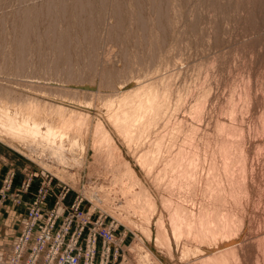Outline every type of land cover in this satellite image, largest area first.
<instances>
[{"label": "rangeland", "instance_id": "374dc122", "mask_svg": "<svg viewBox=\"0 0 264 264\" xmlns=\"http://www.w3.org/2000/svg\"><path fill=\"white\" fill-rule=\"evenodd\" d=\"M28 1L26 3L22 0L19 4L20 0H0V33L1 29L4 31L1 33L4 38L0 34L2 48L0 51L2 55L4 54L1 55V59L8 57L7 59L11 62L6 63L12 65L17 49L15 46L18 44V38L21 39L20 34L18 37L15 32L14 34L8 32L10 37L13 35L11 38L4 36L7 29L3 30L2 27L9 26L8 19L12 10L18 7L30 9L45 4L51 5L49 6L51 8L54 7L50 10V14L54 16L47 14V17L41 19V26L37 24L32 32L31 43L27 49L28 57L31 59L26 66L29 70L24 68L21 73L16 69L15 72L12 67L7 70L2 65L4 63L0 62V88L11 90L10 97L13 96V99L21 100L20 102L27 101L26 99L29 98L28 100L45 101L52 106L55 104L73 108L85 114L86 117L82 115L81 120L86 124L83 122L81 125L83 129L80 126L86 132L80 130L81 133H85L83 135L85 150L81 160L76 157L74 159L76 161L71 159L72 161L65 163L59 158L54 159L48 151L39 153L38 149L26 150L0 136V219L3 212L10 207L18 208L22 212V218L16 229L9 231L3 226L0 229V264H15L13 261L16 262L18 256L15 245L18 242L24 246L23 255L20 258L28 261L18 264H31L36 241L43 245L42 254L48 260L53 257L63 261L73 260L77 264H198L199 262L201 264H264V0H128V2L119 0L118 6L115 5L117 0L116 2L114 0L89 2L88 0L82 3L83 8L81 3L80 5L77 3L76 7L74 6L75 9L77 8L76 12L72 9L74 0H61L60 3L57 0L54 2L53 0ZM63 1L67 4L65 9H62L64 6H59L63 5ZM87 3L91 4L90 7ZM22 4L27 5L22 7L24 6ZM149 6L152 8L150 9ZM111 7H115L114 11H123L116 14L112 12ZM88 9L91 10L88 11ZM58 11L59 13L62 11L63 14L61 12L58 16ZM74 14H77L78 19L80 18L79 21L83 20L82 23L77 21V17H72L75 16ZM102 14L104 17L100 18L98 15L102 16ZM119 15L122 16L119 17ZM156 15L160 17L156 19ZM2 17L4 20H1ZM137 17L140 19L138 20ZM52 21L56 23L54 30L49 28V26L52 27ZM61 22L69 29H64ZM163 22H167L168 25ZM114 25L120 26L115 28ZM45 26H47L46 33ZM162 29H164L163 32H161ZM68 30L72 33H67ZM106 30H108V36ZM43 31L46 35H42ZM48 31L49 35H55L45 38ZM61 32H66L67 36L66 33H62L61 36ZM73 32L79 35L76 36L77 34ZM36 33L40 34L41 38L43 36L44 40L38 34L37 37L40 40L35 37ZM83 34L86 36L85 40L82 36L80 37ZM93 34L95 38L92 37ZM46 40L49 43L52 40L58 41L55 42L56 46L63 44L61 46L63 48L58 52L59 57L53 56L55 51L53 52L52 48L56 46L51 42V47ZM3 41L5 44L2 43ZM65 41L66 45L62 43ZM67 42L71 46L74 42L75 47L72 49ZM32 44L39 46L36 47L38 52ZM91 44L97 47L92 48ZM44 48L45 51H43ZM91 49L96 50H92L93 53L95 52L92 53L95 60L92 62L95 67L90 62L93 58ZM33 51L36 53L34 54ZM79 51L84 55L83 58ZM122 52L123 54H120ZM49 55H51L50 58ZM68 58L73 62L69 61L70 65H67ZM52 59L57 63L52 62ZM86 59L89 60L87 67ZM111 60L114 61L112 64ZM82 61H84V70ZM45 65L48 66V70H44ZM65 65H67L66 68ZM52 66H56L58 70L53 67V71ZM68 66L74 72L70 71ZM90 66L92 69L88 68ZM33 69H37L35 73ZM60 69L63 70V74ZM66 69L73 74H69V77L68 73L65 75ZM53 78L56 80H51ZM65 78L68 80H64ZM137 86L142 91L147 90L145 87L148 86L151 91L155 88L157 90L161 88L159 92L168 90L165 92L169 94L168 108L162 111L163 114L159 113L163 116L162 118L159 114L158 118L157 115L151 116L152 120L147 119L150 115L146 118L143 116L142 120L147 121H143L145 125L142 123L144 129L136 126L135 129H139L127 133L129 136L126 134L125 138L123 137L125 133L121 129L124 128V122L118 121L120 123L118 124L115 121V108L120 97L123 98L122 96L126 95V91L129 90L131 93L130 90H134L137 96V93H140ZM156 89L154 91H157ZM106 94L109 95L106 96ZM127 95L131 94L127 93ZM129 98L127 101H130ZM98 121L107 129L111 137V141L108 140L115 147L111 150L112 144L104 140L112 147H107V143L106 147H104L105 144L104 146L100 144L103 147L98 148L99 153L98 151L92 153V128ZM84 127H86L85 130ZM139 130L141 134H138ZM135 135H138L136 139ZM104 150L110 153V158L113 157L111 151L113 155L115 153V157L112 159H108L109 156L104 157ZM114 150H117L119 154ZM144 151L148 152V156L144 155ZM156 152L157 155H154ZM141 153L143 156H139ZM152 156L153 158L156 156V160ZM141 158L144 161L140 160ZM146 159H150L152 164L149 161L150 165L145 164ZM126 161L129 163L131 168L129 173L132 176L123 169L126 174L120 171L121 162L124 165ZM143 162L144 166L141 165ZM118 164L119 167H117ZM124 166L126 169V163ZM120 172L125 176L122 173L120 176ZM128 185L130 186L127 187ZM136 192L139 194L142 192L140 197L145 196L146 193L149 197V200L144 203H147L144 210L142 208L144 204L143 206L139 204L141 208L138 207V203L142 202L139 194L134 199L130 195H135ZM136 198L139 202L135 200ZM165 201L167 205H170L169 208L163 206L166 204ZM176 206H180L177 208L186 214L181 215L178 209L177 212ZM169 214L173 216L170 217ZM178 214H180L179 218L176 217ZM189 219L193 222L188 221ZM5 222L9 223L10 220L6 219ZM190 222L191 225H189ZM198 223H201V226ZM170 227L173 230L179 228L180 231L172 233L173 230ZM25 237H28L27 241ZM162 237L167 238L165 240L168 241ZM185 248L188 250L186 251ZM206 258L209 259L206 260Z\"/></svg>", "mask_w": 264, "mask_h": 264}, {"label": "bare ground", "instance_id": "6f19581e", "mask_svg": "<svg viewBox=\"0 0 264 264\" xmlns=\"http://www.w3.org/2000/svg\"><path fill=\"white\" fill-rule=\"evenodd\" d=\"M17 1H19V0H17ZM21 1L22 0H20V2H19V4H21ZM27 0H23V2H26ZM59 3H60V1L61 0H57ZM70 1V0H69ZM72 1V0H71ZM75 2H73V4L74 5H72V9H75L74 8V6L76 7V4L77 3H79V5H80V3L82 4V3H85V2H87L88 0H74ZM91 0H89V2H90ZM95 1V0H94ZM93 1V2H94ZM100 1V0H99ZM105 1V0H104ZM115 1V0H114ZM122 1H124V0H122ZM133 1V0H132ZM151 1V0H150ZM159 1V0H158ZM160 1H162V0H160ZM11 2V1H10ZM28 2H30V0L28 1ZM50 2V1H49ZM48 2V3H49ZM53 2H54V0H53ZM64 3H62L63 5H59L60 7H63L64 6V8H62V9H65V1H63ZM67 2V1H66ZM116 2V1H115ZM115 2H113V3H115ZM118 2H119V0H117V3H115V5L117 4V6H118ZM127 2H128V0H127ZM135 2V1H134ZM137 2V1H136ZM142 2V1H141ZM149 2V1H148ZM16 3V2H15ZM18 3V2H17ZM27 3V2H26ZM92 3V2H91ZM98 3H100V2H98ZM123 3V2H122ZM125 3H126V1H125ZM138 3V2H137ZM157 3V2H156ZM9 4V3H8ZM18 4V5H19ZM49 4H51V3H49ZM102 4H104V2L102 3ZM119 4H121V3H119ZM135 4V3H134ZM134 4H133V6H134ZM148 4V3H147ZM17 5V4H16ZM22 5H24V4H22ZM25 5H27V4H25ZM25 5L24 6H22V7H25ZM67 5V4H66ZM83 5V4H82ZM87 5L90 7V5L87 3ZM92 5H93V3H92ZM111 5H112V3H111ZM124 5V4H123ZM125 5H127V4H125ZM130 5V4H129ZM136 5V4H135ZM143 6H145L144 4H142ZM152 7H153V5L152 4H150ZM154 5H156V4H154ZM168 5V4H167ZM20 6V5H19ZM30 6V5H29ZM33 6V5H32ZM49 6H51V5H49ZM48 5H41V6H37V7H34V8H30V9H19L20 7H18V8H15L14 10H12V12H11V16L9 17V23H8V25L9 26H7V28H5L6 26H4V27H2L3 28V30L4 29H7V33H6V35H4V36H7V37H10V35L8 34V32H10L11 34H12V32H13V34H14V32H15V34H18V37H19V34H20V36H21V39L20 38H18V44H17V46H15V47H17V49H16V51H15V53H14V61L12 62V65L11 64H9V63H11V62H9V60L7 59V58H4V59H1L2 57H1V51H0V62L2 63H4V64H2V65H4L5 66V69L7 68V70L9 69V67H12V69L14 68V70L16 69L17 70V72L18 71H20V73H21V70L22 69H24V68H26V66L30 63L28 60H31V59H29V57H28V54H29V52L27 53V49H28V47H29V45H30V43H31V39H32V32H33V30H34V28L36 29V25L37 24H40V22H41V19L42 18H44V17H47V14L49 15L50 14V10H52L53 8H51V7H49ZM54 6V5H53ZM58 6V7H59ZM106 6V5H105ZM116 6V8L118 9V7ZM120 6V5H119ZM137 6V5H136ZM135 6V7H136ZM151 6H149L150 7V9L152 8ZM161 6H162V4H161ZM164 6H166V5H164ZM79 8H80V6H78ZM84 7V5L82 6V8ZM89 7H87V8H89ZM96 7H98V6H96ZM102 7V6H101ZM137 7H140L139 5L137 6ZM159 7H160V5H159ZM158 7V8H159ZM51 8V9H50ZM57 8V7H56ZM120 8V7H119ZM129 8V7H128ZM155 8V7H154ZM168 8H169V5H168ZM167 8V9H168ZM7 9H9V8H7ZM61 9V8H60ZM70 9H71V7H70ZM77 9V8H76ZM74 10L75 12L77 11V10ZM81 9V8H80ZM85 9V8H84ZM111 9H112V12L115 10V7L114 8H112L111 7ZM121 9V8H120ZM123 9V8H122ZM121 9V10H122ZM126 9V8H125ZM132 9V8H131ZM135 9H138V8H135ZM134 9V10H135ZM144 9V8H143ZM142 9V10H143ZM157 9V8H156ZM161 9V8H160ZM166 9V10H167ZM86 10V9H85ZM91 9H88V11H90ZM93 10V9H92ZM99 10V9H98ZM129 10H130V8H129ZM158 10V9H157ZM156 10V11H157ZM165 10V9H164ZM165 10V11H166ZM62 11H65V10H62ZM61 11V12H62ZM71 11V10H70ZM68 12L69 14L71 13V12ZM73 11V12H74ZM105 11V10H104ZM119 11L120 10H118V11H114L116 14L117 13H119ZM123 11V10H122ZM122 11H120V12H122ZM136 11V10H135ZM150 11H152V10H150ZM149 11V12H150ZM161 11V10H160ZM169 11V10H168ZM60 12V13H61ZM78 12H80V10L78 11ZM94 12V11H93ZM130 12V11H129ZM55 13H56V10H55ZM60 13H59V11H58V16L60 15ZM84 13V12H83ZM90 13V12H89ZM98 13V12H97ZM136 13V12H135ZM144 13H145V11H144ZM148 13V12H147ZM155 13V12H154ZM156 13H158V12H156ZM163 13H165V12H163ZM167 13V12H166ZM172 13V12H171ZM61 14H63V12L61 13ZM68 14V15H69ZM85 14V13H84ZM84 14H83V16H84ZM90 14H92V13H90ZM90 14H87V15H90ZM115 14V15H116ZM121 14V13H120ZM126 14V13H125ZM129 14H131V13H129ZM132 14H134V13H132ZM131 14V15H132ZM139 14V13H138ZM138 14H136V15H138ZM146 14V13H145ZM159 14V13H158ZM46 15V16H45ZM51 16H54L52 13L50 14ZM56 15V14H55ZM71 15V14H70ZM69 15V16H70ZM75 15V14H74ZM79 15V14H78ZM81 15V14H80ZM86 15V14H85ZM104 14H102V16H100V15H98L100 18L101 17H104L103 16ZM139 15H141V14H139ZM152 16H153V14H151ZM155 15V14H154ZM3 16V15H2ZM50 16V17H51ZM112 16V15H111ZM120 16H122V15H119V17ZM128 16V15H127ZM165 16H167V15H165ZM72 17H77V14L75 15V16H72ZM136 17V16H135ZM151 17V16H150ZM157 17H158V15H156V19H157ZM160 17V16H159ZM158 17V18H159ZM0 18H1V16H0ZM52 18V17H51ZM61 18V17H60ZM60 18H59V20H60ZM70 18V17H69ZM88 18V17H87ZM118 18V17H117ZM129 18V17H128ZM127 18V19H128ZM141 18H142V16H141ZM148 18V17H147ZM153 18V17H152ZM163 18H164V15H163ZM168 18V17H167ZM50 19V18H49ZM48 19V20H49ZM54 19H56V18H54ZM77 19H78V17H77ZM77 19H75V20H77ZM80 19V18H79ZM79 19L77 20V21H79ZM82 19H84V17H82ZM89 19V18H88ZM121 19V18H120ZM120 19H118V21L120 20ZM137 19H138V17H137ZM139 19H140V17H139ZM138 19V20H139ZM161 19V18H160ZM169 19V18H168ZM174 19V18H173ZM1 20H4V18L2 17V19ZM43 20V19H42ZM47 20V19H46ZM51 20V19H50ZM73 20V19H72ZM85 20V19H84ZM87 20V19H86ZM113 20V19H112ZM121 20H125L124 18L123 19H121ZM138 20H137V22H138ZM152 20V19H151ZM159 20V19H158ZM157 20V21H158ZM165 20V19H164ZM170 20V19H169ZM172 20V19H171ZM82 21L83 20H81V21H79L80 23H82ZM92 21H93V19H92ZM100 21H101V19H100ZM107 21V20H106ZM129 21V20H128ZM127 21V22H128ZM131 21V20H130ZM141 21H143L142 19H141ZM141 21H140V23H141ZM160 21V20H159ZM158 21V22H159ZM166 21V20H165ZM168 21V20H167ZM175 21V20H174ZM45 22V21H44ZM53 22V21H52ZM58 22V18H57V20H56V23ZM76 22V21H75ZM78 22V23H79ZM116 22H117V20H116ZM144 22V21H143ZM147 22V21H146ZM172 22V21H171ZM176 22H177V20H176ZM42 23V22H41ZM50 23V22H49ZM56 23L55 22H53L51 25H52V27H50L49 26V24L47 25L46 23V25L47 26H49V28H51V30L53 29H56ZM62 23V22H61ZM72 23V22H71ZM89 23V22H88ZM91 23V22H90ZM121 23V22H120ZM120 23H118V24H120ZM145 23V22H144ZM143 23V24H144ZM149 23H150V21H149ZM155 23V22H154ZM153 23V24H154ZM163 23H166L167 25H168V23L167 22H163ZM175 23V22H174ZM2 24V23H1ZM3 24H4V22H3ZM10 24L12 25V26H10ZM55 24V25H54ZM113 24H115V23H113ZM138 24H139V22H138ZM173 24V23H172ZM64 24L62 23V26H63ZM69 25V24H68ZM79 25H81V24H79ZM79 25H76V26H78V27H80ZM88 25H90V24H88ZM95 25V24H94ZM145 25V24H144ZM151 25V24H150ZM156 25H157V22H156ZM158 25H159V23H158ZM176 25V24H175ZM41 26V24L39 25V27ZM47 26H45V28H44V30L47 28ZM61 26V25H60ZM61 26V27H62ZM82 26V25H81ZM101 26V25H100ZM106 26V25H105ZM108 26V25H107ZM118 26H120V25H117L116 27L118 28ZM135 26V25H134ZM161 26H163V25H161ZM172 26H174V25H172ZM38 27V26H37ZM38 27V28H39ZM58 27H59V23H58ZM70 27H71V25H70ZM110 27V26H109ZM113 26H111L110 28H112ZM114 27H115V25H114ZM115 27V28H116ZM137 27V26H136ZM140 27V26H139ZM152 27V26H151ZM150 27V28H151ZM154 27V26H153ZM157 27V26H156ZM14 28V29H13ZM38 28H37V30H36V32L38 31ZM69 29V27H66L65 25H64V29ZM72 28V27H71ZM82 28H84V27H82ZM109 28V29H110ZM129 28V27H128ZM64 29H62V30H64ZM66 29V30H67ZM78 29V28H77ZM89 29V28H88ZM93 29V28H92ZM92 29H89V30H92ZM98 29V28H97ZM139 29V28H138ZM138 29H137V31H138ZM168 29H169V27H168ZM172 29V28H171ZM59 30H61V28L59 29ZM58 30V31H59ZM72 30V29H71ZM74 30H76L75 28H74ZM73 30V31H74ZM79 30V29H78ZM84 30V29H83ZM82 30V31H83ZM87 30V29H86ZM113 30V29H112ZM133 30V29H132ZM153 30V29H152ZM158 30V29H157ZM163 30L164 29H162V31L161 32H163ZM41 31V30H40ZM57 31V30H56ZM56 31H54L55 33H57ZM82 31H78L79 33H83ZM94 31V30H93ZM107 31V36H108V30H106ZM124 31H125V29H124ZM142 32L144 31V30H141ZM159 31V32H160ZM166 31V30H165ZM2 32H4V31H2V29H1V33ZM6 32V31H5ZM47 31L45 30V33H46ZM53 32V31H52ZM51 32V33H52ZM72 33V31H70V30H68V32L67 33ZM77 32V31H76ZM85 32V31H84ZM123 32V31H122ZM142 32H140V33H142ZM152 32V31H151ZM167 32V31H166ZM171 32V31H170ZM170 32H169V34H170ZM0 33V34H1ZM41 33V32H40ZM44 33V31H43V34L42 35H46ZM49 31H48V34H47V37L45 36V38H48V36H49V38H50V36H53V35H55V34H51V35H49ZM62 33L63 32H61V36H62ZM66 33V32H65ZM65 33H63V34H65ZM67 33H66V36H67ZM74 34H75V32H73ZM95 33H97L96 31H95ZM99 33H102V32H99ZM110 33V32H109ZM115 33V32H114ZM113 33V34H114ZM153 33V32H152ZM172 33V32H171ZM37 34L38 33H36L34 36L35 37H37ZM58 34H60V31H59V33ZM77 34V33H76ZM75 34V35H76ZM128 34V33H127ZM130 34V33H129ZM144 34V33H143ZM151 34V33H150ZM40 34H38V36H39ZM68 35H70V34H68ZM75 35H74V37H75ZM79 34H77L76 36H78ZM87 35V34H86ZM91 35V34H90ZM97 35H99V34H97ZM142 35V34H141ZM1 36H2V34H1ZM0 36V37H1ZM13 36V35H12ZM11 36V37H12ZM59 36V35H58ZM83 37V39L85 40L86 39V36L83 34V35H80V37ZM85 36V37H84ZM89 36V35H88ZM100 36V35H99ZM105 36V35H104ZM156 36V35H155ZM165 36V35H164ZM3 37V36H2ZM10 37V38H11ZM40 38H41V36H39ZM69 37V36H68ZM92 37H94L95 38V36H94V34L92 35ZM109 37H111V35L109 36ZM118 37V36H117ZM122 37V36H121ZM141 37V36H140ZM145 37V36H144ZM157 37V36H156ZM169 37V36H168ZM4 38V37H3ZM38 38V37H37ZM37 38H35L36 39V41H39ZM44 37L42 36V38L41 39H43ZM54 38V37H53ZM65 38V37H64ZM113 37H111L110 39H112ZM155 38V37H154ZM5 39H6V37H5ZM13 39V38H12ZM78 39V38H77ZM82 39V38H81ZM130 39V38H129ZM133 39H134V37H133ZM157 39V38H156ZM16 40V39H15ZM14 40V41H15ZM44 40V39H43ZM49 40H51V39H49ZM58 40H60V39H58ZM84 40H83V42H84ZM88 40V39H87ZM114 40V39H113ZM116 40V39H115ZM124 40H126V39H124ZM140 40V39H139ZM151 40V39H150ZM160 40H162V39H160ZM61 41H63V40H61ZM99 41V40H98ZM122 41V40H121ZM156 41H158V40H156ZM35 42V41H34ZM34 42H33V44H34ZM44 42V41H43ZM46 42L47 43H49L47 40H46ZM52 42V44L53 45H55L56 46V44L57 43H55V42H58V41H51ZM50 42V43H51ZM55 44H54V43ZM82 42V43H83ZM111 42V41H110ZM151 42H152V40H151ZM2 43H4V41L2 42ZM12 43V42H11ZM46 43V44H47ZM49 43V44H50ZM60 43V42H59ZM62 43H65V45H66V41L65 42H62ZM70 43H72V42H70ZM74 43V42H73ZM73 43H72V46H71V44H68V42H67V44L69 45V46H71V48L72 47H75L74 45H73ZM80 43V42H79ZM87 43V42H86ZM119 43V42H118ZM117 43V44H118ZM127 43V42H126ZM133 43V42H132ZM135 43V42H134ZM5 44V43H4ZM3 44V45H4ZM32 44V46H34V49H35V51H37V49H36V47H39L37 44H36V46L35 45H33ZM52 44H50V46L52 45ZM95 44H96V42H95ZM112 44V43H111ZM2 45V46H3ZM42 45H43V43H42ZM41 45V46H42ZM63 44H61V46H62ZM67 45V46H68ZM78 45V44H77ZM80 46H81V44H79ZM87 45V44H86ZM92 46V48H94L93 46H95V45H93V44H91ZM124 45V44H123ZM135 45V44H134ZM156 45V44H155ZM165 46L167 45V44H164ZM45 48H46V45L44 44L43 45ZM47 46H48V44H47ZM60 46V45H59ZM59 46H56L55 48H52V50H53V52L55 51V53L57 54H53V56H57V57H59V49L61 50L63 47H61L60 46V48H59ZM79 46V47H80ZM88 46V45H87ZM87 46H86V48H87ZM131 46H132V44H131ZM151 46V45H150ZM160 46V45H159ZM158 46V47H159ZM52 47V46H51ZM90 47V48H91ZM95 47H97V46H95ZM126 47V46H125ZM133 47V46H132ZM144 47V46H143ZM155 47V46H154ZM157 47V48H158ZM0 48H1V46H0ZM6 48V47H5ZM41 48V47H40ZM45 48H44V50L43 51H45ZM69 48V47H68ZM67 48V50H69ZM150 48V47H149ZM152 48V47H151ZM2 49V48H1ZM3 49H4V47H3ZM47 49V48H46ZM57 49V50H56ZM73 49V48H72ZM98 49V48H97ZM110 49H111V47H110ZM126 49V48H125ZM140 49V48H139ZM160 49H161V47H160ZM48 50V49H47ZM52 50L51 51H49L50 52V54L52 53ZM71 50V49H70ZM79 50V49H78ZM81 50V49H80ZM82 50H84V49H82ZM92 50H95V49H91V51ZM137 50H138V48H137ZM141 50V49H140ZM139 50V51H140ZM144 50V49H143ZM146 50V49H145ZM144 50V51H145ZM153 50H155V49H153ZM31 51V50H30ZM35 51H33V53L35 52ZM74 51H75V49L73 50V53H74ZM76 51H77V48H76ZM90 51V50H89ZM90 51V52H91ZM96 51V50H95ZM117 51V50H116ZM124 51V50H123ZM149 51V50H148ZM160 51H162V50H160ZM159 51V52H160ZM4 52H5V49H4ZM38 52V51H37ZM80 52V51H79ZM79 52H77V53H79ZM106 52V51H105ZM113 52V51H112ZM125 52V51H124ZM8 53V52H7ZM36 53V52H35ZM34 53V54H35ZM40 53V52H39ZM60 53H61V51H60ZM69 53H70V51H69ZM76 53V52H75ZM81 53V52H80ZM84 53V52H83ZM93 51L91 52V56L95 53H93ZM99 53V52H98ZM115 53V52H114ZM135 53V52H134ZM158 53V52H157ZM161 53V52H160ZM163 53V52H162ZM46 54V53H45ZM67 55H68V51H67V53H66ZM72 54V53H71ZM110 54V53H109ZM120 54H123V52L122 53H120ZM130 54V53H129ZM133 54V53H132ZM136 54V53H135ZM151 54L153 55V53L151 52ZM4 55V54H3ZM2 55V56H3ZM42 55H44V54H42ZM64 55H65V52H64ZM74 55H76V54H74ZM81 55H82V53H81ZM113 55V54H112ZM115 55V54H114ZM117 55V54H116ZM115 55V56H116ZM125 55H127L126 53H125ZM134 55V54H133ZM145 55V54H144ZM148 55V54H147ZM150 55V54H149ZM35 56V55H34ZM36 56H37V54H36ZM38 56H39V54H38ZM45 56V55H44ZM47 56V55H46ZM50 56L51 55H49V58H50ZM52 56V57H53ZM60 56H61V54H60ZM89 55L87 54V57H88ZM131 56V55H130ZM135 56H137V55H135ZM139 56H140V54H139ZM151 56V55H150ZM156 57H157V55H155ZM163 56V55H162ZM51 57V58H52ZM56 57V58H57ZM72 57V59H74L73 58V56H71ZM75 57V56H74ZM79 57H81L80 56V54H79ZM84 57V55H82V58ZM93 57V56H92ZM114 57V56H113ZM145 57H146V55H145ZM166 57V56H165ZM9 58H10V56H9ZM38 58V57H37ZM36 58V59H37ZM40 58H41V55H40ZM49 58L47 57V59L49 60ZM70 58V57H69ZM69 58H68V62L70 61V62H72L71 61V59L69 60ZM111 58V57H110ZM133 58V57H132ZM140 58V57H139ZM142 58V57H141ZM152 58H153V56H152ZM151 58V59H152ZM45 59V58H44ZM78 60H80L81 58H77ZM76 59V60H77ZM88 59V58H87ZM85 60L86 62V67L87 66H89L88 65V61L89 60H91L90 58H89V60ZM122 59H125V58H122ZM127 59H129V58H127ZM148 59V58H147ZM155 59V58H154ZM157 59H158V57H157ZM81 60H83V59H81ZM94 60V57L92 58V60L90 61V62H92ZM103 60V59H102ZM110 60V59H109ZM133 60V59H132ZM139 60V59H138ZM137 60V61H138ZM142 60V59H141ZM149 60V59H148ZM148 60H146L147 62H148ZM12 61V60H11ZM42 61H43V59H42ZM52 62H55V63H57L56 62V60H54V59H52L51 60ZM50 61V62H51ZM58 61V60H57ZM95 61V60H94ZM128 61V60H127ZM136 61V62H137ZM153 61V60H152ZM167 61V60H166ZM6 62H9V63H6ZM38 62H39V59H38ZM47 62V61H46ZM49 62V61H48ZM49 62V63H50ZM59 62H60V60H59ZM69 62V64H67V65H70L71 63ZM90 62H89V64H90ZM97 62V61H96ZM112 62H114L113 60H111V64H112ZM129 62V61H128ZM133 62H135V61H133ZM132 62V63H133ZM73 63V62H72ZM83 63H84V61H82V68H83ZM103 63V62H102ZM151 63V62H150ZM149 63V64H150ZM153 63V62H152ZM156 63V62H155ZM66 64V63H65ZM92 64H93V62H92ZM110 64V63H109ZM110 64V65H111ZM114 64V63H113ZM136 64V63H135ZM1 65V64H0ZM50 65V64H49ZM54 65V64H53ZM56 65V64H55ZM64 64H62V66H63ZM67 65H65V68H66V66ZM74 65V64H73ZM76 65V64H75ZM78 65V64H77ZM94 65V64H93ZM129 65V64H128ZM130 65H132V64H130ZM134 65V64H133ZM142 65V64H141ZM147 65V64H146ZM156 65V64H155ZM3 66V67H4ZM39 66V65H38ZM41 66V65H40ZM72 66V65H71ZM92 66V65H91ZM88 67L89 69L91 68L92 69V67ZM121 66H122V64H121ZM144 66V65H143ZM158 66V65H157ZM34 67V66H33ZM32 67V68H33ZM45 67H46V65H45ZM48 67V66H47ZM47 67L46 68H44V70L45 69H47ZM53 67H56V66H52L51 68H53ZM69 68H70V71L72 70V72H74L73 71V69H71V67L70 66H68ZM81 67V66H80ZM94 67H95V65H94ZM109 67V66H108ZM114 67V66H113ZM112 67V68H113ZM126 67V66H125ZM128 67V66H127ZM126 67V68H127ZM147 67H148V65H147ZM1 68V67H0ZM28 68V67H27ZM25 69V70H29V69ZM40 68V67H39ZM50 68V69H51ZM59 68V67H58ZM64 68V67H63ZM62 68V69H63ZM72 68H73V66H72ZM75 68V67H74ZM110 68V67H109ZM120 68V67H119ZM123 68V67H122ZM132 68V67H131ZM131 68H129V69H131ZM154 68V67H153ZM164 68V67H163ZM166 68V67H165ZM56 69H57V67H56ZM62 69H60L61 70V74H63L64 72H63V70ZM87 69V68H86ZM88 69V70H89ZM108 69V68H107ZM121 69V68H120ZM125 69V68H124ZM11 70V69H10ZM14 70H13V72H14ZM16 70H15V72H16ZM33 70H35V69H33ZM37 70V69H36ZM36 70L34 71V73L36 72ZM48 70V69H47ZM58 70V69H57ZM57 70H55V72L57 71ZM59 70V71H60ZM67 70V69H66ZM65 70V71H66ZM77 70V69H76ZM83 70H84V68H83ZM94 70V69H93ZM103 70V69H102ZM112 70V69H111ZM117 70H119V69H117ZM1 71V70H0ZM3 71V70H2ZM5 71V70H4ZM51 71H52V69H51ZM50 71V72H51ZM53 71H54V68H53ZM58 71V72H59ZM69 71V69L67 70V72H65V75L67 74V76L69 75V74H71V73H69L68 72ZM109 71H110V69H109ZM122 71H124V70H122ZM156 71V70H155ZM43 72V71H42ZM48 72V71H47ZM77 72V71H76ZM79 72V71H78ZM90 72V71H89ZM94 72V71H93ZM104 72V71H103ZM119 72H120V70H119ZM126 72V71H125ZM2 73V72H1ZM8 73V72H7ZM85 73V72H84ZM91 73V72H90ZM109 73V72H108ZM114 73V72H113ZM117 73H118V71H117ZM26 74V73H25ZM44 74H46V72H44ZM60 74V75H61ZM73 74V73H72ZM71 74V75H72ZM80 74H81V72H80ZM97 74V73H96ZM115 74V73H114ZM131 74V73H130ZM5 75V74H4ZM8 75V74H7ZM51 75H53V76H55V75H57V72H56V74L54 75V73H51ZM70 75V77H72ZM83 75V74H82ZM122 75V74H121ZM17 76V75H16ZM43 76V75H42ZM46 76V75H45ZM47 76H49V74L47 75ZM46 76V77H47ZM64 76V75H63ZM75 76V75H74ZM73 76V77H74ZM80 76V75H79ZM84 76H86V75H84ZM112 76V75H111ZM117 76V75H116ZM124 76V75H123ZM4 77V76H3ZM2 77V78H3ZM8 77V76H7ZM21 77V76H20ZM25 77V76H24ZM40 77V76H39ZM51 77V76H50ZM61 77V76H60ZM66 77V76H65ZM69 77V76H68ZM67 77V78H68ZM77 77V76H76ZM87 77V76H86ZM91 77H92V73H91ZM102 77V76H101ZM106 77H107V74H106ZM113 77H115V76H113ZM67 78H65L64 80H68ZM79 78V77H78ZM82 78H83V76H82ZM81 78V79H82ZM117 78V77H116ZM4 79V78H3ZM42 79V78H41ZM46 79H48V78H46ZM58 79V78H57ZM70 79V78H69ZM77 79V78H76ZM91 79V78H90ZM104 79V78H103ZM111 79V78H110ZM114 79V78H113ZM1 80V79H0ZM5 80V79H4ZM32 80V79H31ZM43 80V79H42ZM45 80V79H44ZM51 80H56V79H51ZM71 80V79H70ZM75 80V79H74ZM80 80V79H79ZM101 80H102V78H101ZM106 80V79H105ZM109 80V79H108ZM117 80V79H116ZM11 81V80H10ZM73 81V80H72ZM76 81V80H75ZM78 81V80H77ZM76 81V82H77ZM84 81V80H83ZM92 81V80H91ZM112 81V80H111ZM124 82H125V80H123ZM3 82V81H2ZM85 82V81H84ZM94 82V81H93ZM110 82V81H109ZM108 82V83H109ZM162 82V81H161ZM36 83V82H35ZM61 83H63V82H61ZM66 83V82H65ZM118 83V82H117ZM160 83V82H159ZM16 84V83H15ZM21 84V83H20ZM101 84H102V82H101ZM146 84V83H145ZM151 84V83H150ZM161 84V83H160ZM14 85V84H13ZM164 84H162V86H163ZM165 85H166V83H165ZM38 86V85H37ZM103 86H105V85H103ZM113 86H114V84H113ZM140 86H141V84H140ZM144 86H146V85H144ZM56 87V86H55ZM143 87V86H142ZM149 87V86H148ZM148 87H145V88H147V90L146 89H143V91L140 89V87L138 88V86H137V89H140V93H137V96H136V93L134 92V90L132 91V90H130L131 91V93H129V90L128 91H126L128 94H131L130 96L131 97H133V96H135L136 98H129L130 96H128L127 95V93H126V95L125 96H122L123 98H121L120 97V100L119 101H117V103H118V105H117V107L115 108L116 110H115V121L118 123V121H122V122H124V128L122 127L121 129H123L122 131H124V136L122 135V134H120V135H122L123 137H125L126 136V134L127 133H132V132H134L135 130H137V129H139V128H137V129H135V127L137 126V127H142V123H143V121H145L146 119H144V120H142V117L143 118H146L148 115H150V118H149V116H148V118L147 119H150V120H152L153 118L152 117H154L155 115H157V118L159 117V113H162V111L165 109V108H168V106H167V102H169L168 100H169V94L167 95L165 92L167 91L168 92V90H165V92H163V90H162V92L160 91L159 92V90L161 89H159V90H157L156 88V90L157 91H154L155 89H152V91L151 90H149L148 89ZM169 87V86H168ZM3 88V87H2ZM2 88H0V95H2V96H4V98H6L5 100H3L4 98H1L2 96H0V136H2L3 138H6V139H8L9 141H11V142H13V143H16V144H18V145H20V146H22L24 149H26V150H33V151H35L36 149H38L39 150V153H40V151H48V152H50L51 154H52V156H54V159H56L57 158V160H58V158L60 159V160H62L63 162H65V163H67V161H70L71 159H76V157L79 159V160H81L82 159V156H83V154H84V150H85V147H84V134L86 133L85 131H83L82 129H83V126H81L82 124H83V122L86 124V122L85 121H83V120H81V119H83V117L85 116V114L83 115V113H81V112H79V111H77V110H75V109H73V108H65V107H63V106H58V105H55V104H53L54 106H52V105H50V103H45V101L43 102V101H39V100H33V99H31V100H28L29 98L26 96V98H28V99H26L27 101H24V102H20L18 99H13L12 97H10V95H11V90H6V89H2ZM38 88V87H37ZM45 88V87H44ZM66 88H69V87H66ZM65 88V89H66ZM108 88H110V87H108ZM112 88V87H111ZM144 88V87H143ZM152 88V87H151ZM150 88V89H151ZM163 88V87H162ZM164 88H166V87H164ZM46 89V88H45ZM53 89V88H52ZM135 90H136V88H134ZM31 90H33V89H31ZM40 90V89H39ZM55 90V89H54ZM59 90V89H58ZM67 90V89H66ZM44 91V90H43ZM49 91V90H48ZM60 91H62L61 89H60ZM138 92H139V90H137ZM64 92V91H63ZM73 92V91H72ZM13 93V92H12ZM16 93V92H15ZM45 93V92H44ZM59 93V92H58ZM124 93V94H125ZM132 93H134V95H132ZM50 94V93H49ZM54 94V93H53ZM73 94V93H72ZM75 94V93H74ZM100 94V93H99ZM104 94V93H103ZM57 95V94H56ZM76 95V94H75ZM88 95V94H87ZM109 94H106V96H108ZM111 95V94H110ZM61 96V95H60ZM72 96V95H71ZM89 96V95H88ZM91 96V95H90ZM101 96V95H100ZM99 96V97H100ZM105 96V95H104ZM127 96V97H126ZM20 97V96H19ZM59 97V96H58ZM69 97H70V95H69ZM98 97V96H97ZM111 97V96H110ZM15 98V97H14ZM32 98V97H31ZM72 98V97H71ZM74 98V97H73ZM109 98V97H108ZM130 99V101L128 100L127 101V99ZM62 99V98H61ZM168 99V100H167ZM19 101V102H15V101ZM23 100V99H22ZM25 100V99H24ZM82 100H84V98L82 99ZM107 100V99H106ZM132 100V101H131ZM99 101V100H98ZM103 101H104V99H103ZM85 102V101H84ZM177 102V101H176ZM173 103H174V101H173ZM52 104V103H51ZM87 104V103H86ZM104 105V104H103ZM169 105V104H168ZM167 106V107H166ZM174 106V105H173ZM175 106H176V103H175ZM111 108V107H110ZM167 110V109H166ZM106 111V110H105ZM165 112V111H164ZM159 114V115H158ZM163 114V113H162ZM165 114V113H164ZM82 115H83V117H82ZM86 115H88V114H86ZM152 116V117H151ZM86 117V116H85ZM163 116H161L160 115V118H162ZM111 118V117H110ZM156 118V117H155ZM156 118V119H157ZM156 119H155V121H156ZM84 120H85V118H84ZM86 121H87V119H86ZM97 121V120H96ZM115 121H114V123H115ZM154 121V122H155ZM145 122H147V121H145ZM149 122V121H148ZM113 123V124H114ZM116 123V124H117ZM150 123V122H149ZM84 124V125H85ZM115 124V125H116ZM118 124H120V123H118ZM117 124V125H118ZM144 124V123H143ZM153 124H155V123H153ZM152 124V125H153ZM123 125V124H122ZM141 125V126H140ZM145 125V124H144ZM144 125H143V127L141 128V129H144ZM82 127V129H81V127ZM120 126V125H119ZM87 127V126H86ZM86 127H84V130H85V128ZM116 128L118 127V126H115ZM121 127V126H120ZM93 130H92V142H91V149H93L91 152L93 153V151H98V148L99 147H103L104 145L103 144H105V146L104 147H106L107 146V144H108V146L107 147H112L111 148V150L112 149H114V144L112 143V142H110L111 141V137L109 136V133H108V131H107V129L105 128V127H103L100 123H99V121H98V123H96L95 124V126H94V124H93V128H92ZM146 129V128H145ZM150 129V128H149ZM80 130H82L83 132H85L84 134L83 133H81L80 132ZM120 131V130H119ZM119 131H118V133H119ZM142 131V130H141ZM139 132H140V130H139ZM145 132V131H144ZM121 133V132H120ZM149 133V132H148ZM135 134V133H134ZM138 134H141V132L140 133H138ZM128 135V134H127ZM132 135V134H131ZM161 135V134H160ZM129 136V135H128ZM138 136V135H137ZM136 135H135V139H136V137H137ZM131 137V136H130ZM141 137V136H140ZM159 137V136H158ZM126 138V137H125ZM124 138V139H125ZM108 139H110V141L108 140ZM122 139V138H121ZM130 138H128V140H129ZM104 140H106V141H108L109 143H111L112 144V146H111V144L109 145V143H105L104 142ZM127 140V139H126ZM143 140V139H142ZM123 141H125V140H123ZM158 141V140H157ZM100 142H103V143H100ZM130 142V141H129ZM158 143V142H157ZM100 144H102L101 146H100ZM127 144H128V142H127ZM149 144V143H148ZM147 144V145H148ZM156 144V143H155ZM150 145V144H149ZM151 147V146H150ZM149 147V148H150ZM152 148V147H151ZM153 148H154V146H153ZM107 149V151H109V149L108 148H106ZM117 150H118V148H116ZM117 150H114V151H116L117 152ZM150 150V149H149ZM148 150V151H149ZM158 150V149H157ZM147 151V150H146ZM153 151V150H152ZM36 152H38V151H36ZM94 152V153H95ZM110 152V151H109ZM154 152V151H153ZM97 153H99V151L97 152ZM102 153H103V151H102ZM143 153H145V151L143 152ZM148 153V152H147ZM147 153H145L144 155H147ZM151 152H149V154H150ZM104 157H107L108 158V156H109V158L108 159H112V158H114L115 156V153H114V155H113V153H112V151H111V154H112V158H110L111 156H110V153H106V151L104 150ZM106 154V155H105ZM117 154H119L118 152H117ZM157 155V152L156 153H154V155ZM98 155H100V154H98ZM151 155V154H150ZM49 156H51V155H49ZM95 156V155H94ZM101 156V155H100ZM139 156H143V154L141 153V155H139ZM148 156V155H147ZM146 156V158H148ZM56 157V158H55ZM103 157V158H104ZM117 157V156H116ZM145 157V156H144ZM156 156H154V158H155ZM96 158V157H95ZM107 158H105V160H107ZM119 159H120V157H118ZM117 158V159H118ZM152 158H153V156H152ZM152 158H151V161H152ZM153 158V159H154ZM92 159V158H91ZM117 159H115L116 161H117ZM101 160V159H100ZM115 160H110L111 162H116ZM140 160H143L144 161V159H140ZM147 161L145 162V164L146 163H151V161H149L150 159H146ZM154 160H156V158L154 159ZM154 160H153V162H154ZM72 161V160H71ZM74 161H76V160H74ZM73 161V162H74ZM149 161V162H148ZM93 162V161H92ZM108 162H109V160H108ZM122 162H124V160H122ZM121 162V166L118 164V166L117 167H119L120 168V171L123 169V170H125V172L127 173L128 172V174H130L131 173V168L129 167V163L126 161L125 163H126V167L129 169H127V171H126V169H125V163H124V165H123V163ZM76 163V162H75ZM74 163V164H75ZM89 163V162H88ZM101 163V162H100ZM104 163V162H103ZM150 163H149V165H150ZM71 164V163H70ZM105 164V163H104ZM113 164V163H112ZM117 164V163H116ZM141 164V163H140ZM152 164V163H151ZM76 165H78V164H76ZM90 165H92L91 163H90ZM97 165V164H96ZM106 165H107V163H106ZM109 165H111V164H109ZM114 165V164H113ZM122 165H123V168H122ZM128 165V166H127ZM142 166H144V162H143V164H141ZM148 165V164H147ZM115 166V165H114ZM102 167H104L103 165H102ZM106 167V166H105ZM116 167V168H117ZM110 168H113V167H110ZM109 168V169H110ZM103 170V169H102ZM114 170H115V168H114ZM113 170V171H114ZM118 170V169H117ZM122 170V172H124ZM91 171H92V169H91ZM112 171V170H111ZM129 171H130V173H129ZM93 172V171H92ZM122 172H120V176L123 174L124 175V173H122ZM109 173H111V172H109ZM122 173V174H121ZM125 173V174H126ZM107 174V173H106ZM106 174H105V176H106ZM127 174V175H128ZM133 174V173H132ZM131 175V174H130ZM117 176V175H116ZM125 176V175H124ZM123 176V177H124ZM132 176V175H131ZM131 176H129V177H131ZM127 178H128V176H127ZM115 179V178H114ZM117 180H118V178H117ZM116 180V181H117ZM121 180V179H120ZM124 180H125V178H124ZM130 180V179H129ZM114 181V180H113ZM112 181V182H113ZM115 181V182H116ZM122 181V180H121ZM119 182V181H118ZM131 182V181H130ZM121 183H123V182H121ZM120 183V184H121ZM114 184V183H113ZM125 184H126V182H125ZM124 185V184H123ZM123 185H121L122 187H123ZM127 185V184H126ZM130 185H128L127 187H129ZM127 189V188H126ZM131 189V188H130ZM141 189V188H140ZM139 189V190H140ZM140 192V191H139ZM139 192L137 193V194H135V195H133V194H130V195H132L133 196V198L132 199H134V197L136 196V195H138L139 194ZM122 193V192H121ZM142 193V192H141ZM140 193V194H141ZM140 194H139V198H140V201H142V202H139L138 200H137V198L135 199L137 202H139L138 203V207H140L139 206V204L141 205V206H143V204L145 203V202H147L149 199V197H147L146 196V194L145 193H143V194H145V196H141L140 197ZM142 194V195H143ZM121 195H123V194H121ZM138 197V196H137ZM142 197H144L143 198V200H142ZM129 198V197H128ZM126 199V198H125ZM131 199V200H132ZM126 201V200H125ZM128 201V200H127ZM164 201V200H163ZM131 202V201H130ZM133 202V201H132ZM136 202V203H137ZM167 201H165L164 203H166ZM134 203V202H133ZM163 203V202H162ZM147 204V203H146ZM146 204H144V206L142 207L143 208V210H144V207H146ZM168 203H166V204H164L163 206L164 207H168V206H170V205H167ZM169 204H170V202H169ZM165 205H167V206H165ZM147 206H149V205H147ZM177 207H180V206H176V208H175V210L177 211V209L179 210L180 208H177ZM141 208V207H140ZM169 208V207H168ZM138 210V209H137ZM140 210V209H139ZM174 210V211H175ZM180 211L181 210H179V213H180ZM139 212H141V211H139ZM178 212V211H177ZM186 214V212H183L182 213V211H181V215H183V214ZM171 214H174V213H171ZM177 214V213H176ZM188 214V213H187ZM179 215L180 214H178L176 217H178L179 218ZM190 215H192V213L190 214ZM169 216L170 217H172L173 215H170L169 214ZM168 216V217H169ZM186 216V215H185ZM169 217V218H170ZM174 217H175V215H174ZM173 217V218H174ZM175 217V218H176ZM188 217H189V215H188ZM199 217V216H198ZM174 218V219H175ZM185 219H186V217H184ZM194 218V217H193ZM200 218V217H199ZM173 219V220H174ZM192 219V218H191ZM177 220H179V219H177ZM177 220H175V221H177ZM194 220V219H193ZM196 220H198V219H196ZM188 221H192V220H188ZM188 221H186L187 223H188ZM199 221V220H198ZM160 222V221H159ZM177 222H179V221H177ZM180 222H182V220L180 221ZM193 222V221H192ZM203 222V221H202ZM172 222H170V224H171ZM175 223V222H174ZM195 223H196V221H195ZM173 224V223H172ZM177 224H179V223H177ZM192 223L190 222V224L189 225H191ZM198 224H200L199 226H201V223H198ZM173 225H175V224H173ZM172 225V226H173ZM182 225H185V224H182ZM194 225V224H193ZM193 225H192V227H193ZM196 225V224H195ZM208 225V224H207ZM162 226V225H161ZM179 226V225H178ZM181 226V225H180ZM215 226V225H214ZM212 227V226H211ZM216 227V226H215ZM171 229H172V227H170ZM180 228H182V226L180 227ZM185 228V227H184ZM214 228V227H213ZM189 229H191V228H189ZM194 229V228H193ZM173 230V229H172ZM210 230V229H209ZM216 230H217V227H216ZM165 231V230H164ZM179 232L180 230H179V228H175V230H173V232L172 233H176V232ZM183 231H184V229H183ZM190 231V230H189ZM193 231V230H192ZM181 232H182V229H181ZM212 232V231H211ZM215 232V231H214ZM164 233V232H163ZM184 233H185V231H184ZM187 233V232H186ZM182 235H183V233H182ZM188 235V234H187ZM175 236H177V235H175ZM174 236V237H175ZM165 237V236H164ZM173 237V236H172ZM163 238V237H162ZM176 238H178V237H176ZM164 239V238H163ZM165 239H167V238H165ZM164 239V240H165ZM174 239V238H173ZM179 239V238H178ZM164 240H163V242H164ZM165 241H168V240H165ZM175 241V240H174ZM161 243V242H160ZM193 248V247H192ZM185 250L187 251L188 249L187 248H185ZM193 250V249H192ZM187 253V252H186ZM209 257V256H208ZM215 258V257H214ZM209 259V258H208ZM207 258H206V260H208ZM204 260V259H203ZM213 260V259H212ZM211 260V262H213ZM219 260V259H218ZM217 261V260H216ZM215 261V262H216ZM205 262H207V261H205ZM200 264H201V262H199ZM198 263V264H199ZM210 264V263H209Z\"/></svg>", "mask_w": 264, "mask_h": 264}, {"label": "built area", "instance_id": "2783aa9c", "mask_svg": "<svg viewBox=\"0 0 264 264\" xmlns=\"http://www.w3.org/2000/svg\"><path fill=\"white\" fill-rule=\"evenodd\" d=\"M27 240H28V237H25V241H27ZM23 248H24V246L20 242H18L15 245V251L18 254V256L16 258V262L13 261L15 264H18L19 262H28V261H24L23 258H20L23 255V253H22ZM43 249H44L43 245L41 243H39L38 241H36V243L33 247L34 257L30 262L31 264H77L76 261H73V260L63 261V260H59V259H56L53 257H51L48 260L46 257H44V254H42ZM13 252H14V249H13ZM38 258H39V263H37Z\"/></svg>", "mask_w": 264, "mask_h": 264}, {"label": "crops", "instance_id": "0c3cea01", "mask_svg": "<svg viewBox=\"0 0 264 264\" xmlns=\"http://www.w3.org/2000/svg\"><path fill=\"white\" fill-rule=\"evenodd\" d=\"M8 209L5 212H3L2 218L0 219V229L3 226V228H5L6 230L8 229L10 231L14 228L15 229L17 228L18 223L22 218V212L18 208L13 209L10 207ZM5 218L9 219L10 222L9 223L5 222L6 220Z\"/></svg>", "mask_w": 264, "mask_h": 264}]
</instances>
